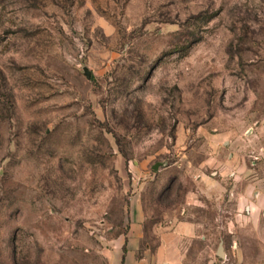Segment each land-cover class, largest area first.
Returning a JSON list of instances; mask_svg holds the SVG:
<instances>
[{
	"label": "rangeland",
	"instance_id": "1",
	"mask_svg": "<svg viewBox=\"0 0 264 264\" xmlns=\"http://www.w3.org/2000/svg\"><path fill=\"white\" fill-rule=\"evenodd\" d=\"M161 247L264 264V0H0V264Z\"/></svg>",
	"mask_w": 264,
	"mask_h": 264
},
{
	"label": "crops",
	"instance_id": "2",
	"mask_svg": "<svg viewBox=\"0 0 264 264\" xmlns=\"http://www.w3.org/2000/svg\"><path fill=\"white\" fill-rule=\"evenodd\" d=\"M141 231H142L141 230V225L138 222L137 223H135V222L131 223L130 237L127 239L128 240V249L126 251L125 258L126 257L129 258V256L131 258L134 257V255H135L134 251L135 250H133V248L131 249V247L134 246L135 244H137V242L138 243L140 242V236L142 235ZM129 244H130V247H129ZM142 255H143L142 258L138 261L137 264H151V263H149L151 255H150L149 252L147 253V249H144V251L142 252ZM164 258L165 257H164V249H163V247H161L159 251H156V253L152 254V260L154 261L153 264L160 263V262H161V264H163L162 262L166 263ZM147 260H149V261H147ZM112 264H115V263L113 262Z\"/></svg>",
	"mask_w": 264,
	"mask_h": 264
},
{
	"label": "trees",
	"instance_id": "3",
	"mask_svg": "<svg viewBox=\"0 0 264 264\" xmlns=\"http://www.w3.org/2000/svg\"><path fill=\"white\" fill-rule=\"evenodd\" d=\"M123 250H125V249L123 248Z\"/></svg>",
	"mask_w": 264,
	"mask_h": 264
}]
</instances>
